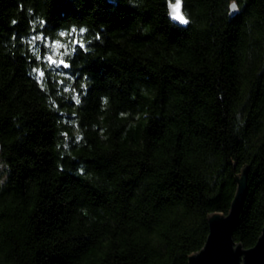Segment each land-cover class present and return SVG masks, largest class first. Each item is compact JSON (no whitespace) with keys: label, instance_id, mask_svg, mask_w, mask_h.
Instances as JSON below:
<instances>
[{"label":"trees","instance_id":"16d2710c","mask_svg":"<svg viewBox=\"0 0 264 264\" xmlns=\"http://www.w3.org/2000/svg\"><path fill=\"white\" fill-rule=\"evenodd\" d=\"M169 2L0 0V264H188L244 167L256 242L264 0Z\"/></svg>","mask_w":264,"mask_h":264},{"label":"water","instance_id":"95a60500","mask_svg":"<svg viewBox=\"0 0 264 264\" xmlns=\"http://www.w3.org/2000/svg\"><path fill=\"white\" fill-rule=\"evenodd\" d=\"M176 2L177 0H170L169 15L171 12L170 6L175 5ZM180 3V14L188 20L183 11L182 0H180ZM170 18L172 19L171 15ZM173 21L180 26H187L188 24H181L176 20ZM246 180L247 167H244L235 176L236 186L228 212L226 214L212 212L207 216L209 229L205 242L198 251L188 256V264H264V225L256 242L251 247L246 248L233 239V230L238 223L247 191Z\"/></svg>","mask_w":264,"mask_h":264},{"label":"snow or ice","instance_id":"6c2138e0","mask_svg":"<svg viewBox=\"0 0 264 264\" xmlns=\"http://www.w3.org/2000/svg\"><path fill=\"white\" fill-rule=\"evenodd\" d=\"M171 12L170 15L172 17L173 20L179 21L181 24H187L188 20L184 18L183 15L180 14V7H181V3L180 0H177L175 5H171ZM231 11H235V4L233 3L231 5ZM65 67H67V65H65ZM41 76H43V73H40Z\"/></svg>","mask_w":264,"mask_h":264}]
</instances>
